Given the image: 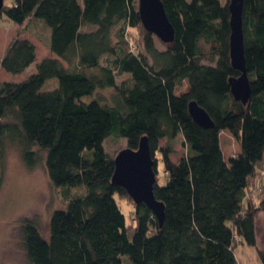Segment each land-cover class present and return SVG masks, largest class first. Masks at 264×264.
<instances>
[{"label": "trees", "instance_id": "1", "mask_svg": "<svg viewBox=\"0 0 264 264\" xmlns=\"http://www.w3.org/2000/svg\"><path fill=\"white\" fill-rule=\"evenodd\" d=\"M162 2L175 29L165 49L144 26L138 0L3 5L0 21H39L56 56L37 61L24 80L0 82V158L8 144L17 145L28 167L43 162L66 198L77 188L67 208L53 211L49 237L34 220L22 223L30 264H240L236 242L257 245L260 212L258 254L264 264V0H244L251 84L245 103L231 91V79L242 72L231 58L230 0ZM134 29L142 30L141 41ZM36 60V45L16 37L1 66L19 74ZM51 80L54 86L44 87ZM185 80L188 89L177 94ZM106 89L110 95L100 93ZM87 95L92 99L86 101ZM192 100L214 126L193 119ZM223 130L241 147L229 161L221 148ZM112 135L126 138L133 149L147 136L156 173L155 152L162 153L166 181H157L154 191L165 204L163 225L134 200L133 222L127 221L116 195H130L113 182L114 157L104 147ZM180 136L187 153L174 161L173 143Z\"/></svg>", "mask_w": 264, "mask_h": 264}, {"label": "rangeland", "instance_id": "2", "mask_svg": "<svg viewBox=\"0 0 264 264\" xmlns=\"http://www.w3.org/2000/svg\"><path fill=\"white\" fill-rule=\"evenodd\" d=\"M8 2L9 0H5V3ZM132 33L140 41L144 36L141 29H134ZM48 36L46 28L33 20L23 24L1 20L0 82H3V80L18 82L29 76L12 74L1 67L2 57L14 38L19 37L31 40L37 47V56L42 57L48 52ZM155 42L159 49L166 48V44L156 35ZM206 51L208 52L207 48ZM206 62L209 63L207 60ZM34 69L35 63L27 71L30 72ZM54 83L55 80H51L46 82L44 87L52 88ZM187 89L188 82L185 80L176 90V93L180 94ZM110 92L109 89H106L100 93L110 95ZM84 99L89 101L92 99V96H84ZM220 139L221 148L226 160L229 161L231 157L239 155L241 151L240 143L228 130L220 132ZM161 146H167L166 139L161 140ZM104 147L111 156L115 157L121 149L128 147V142L122 136L112 135L105 139ZM173 148L175 152L171 154V158L174 161H179L187 153L181 136L173 143ZM155 157L158 161L157 181L163 184L166 181V173L162 153L156 151ZM263 180L264 169L261 172V183ZM75 189L77 188L71 187V193L66 198L65 187L55 186L52 183L42 161L36 167L30 168L24 162L19 146L8 144L3 160L0 158V264H30L23 245L22 223L27 219L34 220L41 232L46 237H49L50 217L53 211L67 208L68 199L74 195ZM116 198L126 215L127 221L129 223L133 222L135 204L132 197L128 195H116ZM256 228L258 233V243L256 246L242 244L239 241L236 242L235 252L240 264H262L258 254V248L263 246L261 212L256 216ZM127 258L129 259V256L123 255L125 261ZM125 264L132 263L125 262Z\"/></svg>", "mask_w": 264, "mask_h": 264}, {"label": "water", "instance_id": "3", "mask_svg": "<svg viewBox=\"0 0 264 264\" xmlns=\"http://www.w3.org/2000/svg\"><path fill=\"white\" fill-rule=\"evenodd\" d=\"M5 0H0V11ZM141 20L144 26L165 43L174 40L175 29L171 23L162 0H138ZM230 50L234 67L242 73L231 79V91L236 99L247 102L251 84L247 74L244 48L243 10L244 0H230ZM189 112L202 126L212 127L214 121L205 108L197 101L189 102ZM115 171L113 182L126 188L136 203H145L156 215L160 225L165 218V204L155 196L157 182L155 160L147 136H143L139 147H125L114 157Z\"/></svg>", "mask_w": 264, "mask_h": 264}, {"label": "crops", "instance_id": "4", "mask_svg": "<svg viewBox=\"0 0 264 264\" xmlns=\"http://www.w3.org/2000/svg\"><path fill=\"white\" fill-rule=\"evenodd\" d=\"M29 20L30 19H28L27 20V22H29ZM38 22V24L40 23L39 21H37ZM41 24V23H40ZM49 34V33H48ZM47 47H48V52L45 54V55H43L42 57H38L37 58V60L35 61V62H33L28 68L30 69L31 68V66L35 63V69H36V62L37 61H40L41 59H43V58H46V57H50V56H52V57H55L56 55L51 51V49H50V47H49V42L47 41ZM2 67V66H1ZM26 69L25 71H23L22 73H19V74H24V75H30L31 73H33L34 71H35V69L34 70H32V71H27V70H29V69ZM2 69H4L3 67H2ZM28 72V73H27ZM6 74V73H5ZM26 76H24V77H26ZM3 81H6V80H3Z\"/></svg>", "mask_w": 264, "mask_h": 264}]
</instances>
